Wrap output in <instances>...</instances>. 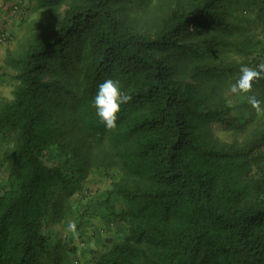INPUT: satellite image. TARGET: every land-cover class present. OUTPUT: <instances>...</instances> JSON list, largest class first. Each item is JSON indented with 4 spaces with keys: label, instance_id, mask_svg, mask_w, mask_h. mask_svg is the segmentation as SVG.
I'll return each instance as SVG.
<instances>
[{
    "label": "trees",
    "instance_id": "16d2710c",
    "mask_svg": "<svg viewBox=\"0 0 264 264\" xmlns=\"http://www.w3.org/2000/svg\"><path fill=\"white\" fill-rule=\"evenodd\" d=\"M131 1L31 0L0 103V264L70 261L97 213L118 235L85 264H264V0H170L149 22ZM244 65L262 74L234 92ZM107 78L130 97L112 129L93 105ZM92 171L112 181L81 207Z\"/></svg>",
    "mask_w": 264,
    "mask_h": 264
},
{
    "label": "rangeland",
    "instance_id": "374dc122",
    "mask_svg": "<svg viewBox=\"0 0 264 264\" xmlns=\"http://www.w3.org/2000/svg\"><path fill=\"white\" fill-rule=\"evenodd\" d=\"M21 7L20 12L23 13L21 17L22 20L20 22H24V25L26 27H23V37L17 42V44L14 46V48L10 51V53L13 56L19 57L21 56L27 45V36L30 34V30L33 29V23L32 18H41L42 16L38 14L37 12H32L31 8V0H17ZM170 2V0H151L148 2L147 0H133L130 3H128V11L130 12V17L133 18H139L142 20H147L149 22V18L153 17L155 14L163 12L165 10V7ZM19 12V13H20ZM17 15H20V14ZM16 15V16H17ZM38 16V17H37ZM148 25V24H146ZM1 51V49H0ZM8 51V52H9ZM15 73V70L13 67L9 65L8 62V53L5 56H0V103L4 98H10L12 96V91L14 87L15 80L13 79V75ZM233 91L226 89L225 93H231ZM14 136L5 134L0 137V189L3 187V185L6 183V164L1 162L2 154L4 150H7L8 148L12 147L14 144ZM98 152L99 156L102 155L98 149H94V154ZM112 178L109 177L108 174H105L104 172H96L92 171L90 173L88 183L86 185V192L85 195L76 196L77 199L80 201V206L83 205L86 206V204L89 202L95 203L98 201V199L101 197L103 191L109 187L111 184ZM75 197V198H76ZM98 216H101L97 213L94 218V223L92 225H85L82 226L84 231H82V227L80 228V232H77L75 235V239L73 242H70L69 237L75 233L76 229V222L72 221L70 223V220L72 218H69L65 220L63 223L56 224L53 229V234L55 237L60 239V253L64 257L63 253V245L67 242L72 243L75 246L76 252H74L73 257L70 259V261L66 262H60L58 264H85L86 260L92 256V253L90 251H87V248H99L98 246H101V244L98 243L100 238L109 235L117 236L118 233L116 231V226H108L106 223L103 222L102 219H100ZM69 220V221H68ZM64 223L66 225H64ZM74 225V227H73ZM97 227H99L100 232H96ZM56 228V229H55ZM97 242V245H96ZM102 243V242H101ZM86 250V251H85ZM67 260L66 258H61V261ZM77 260V261H76Z\"/></svg>",
    "mask_w": 264,
    "mask_h": 264
},
{
    "label": "clouds",
    "instance_id": "9594fccd",
    "mask_svg": "<svg viewBox=\"0 0 264 264\" xmlns=\"http://www.w3.org/2000/svg\"><path fill=\"white\" fill-rule=\"evenodd\" d=\"M259 68L264 69V64L260 65ZM261 74L262 72L256 68L247 65L242 66L239 79L231 85L232 90L234 92H248L252 88V80ZM129 99L130 97L124 93L118 79L107 78L98 85L93 105L100 120L107 128L112 129L117 126L118 114ZM249 99L253 106L260 103L254 96Z\"/></svg>",
    "mask_w": 264,
    "mask_h": 264
},
{
    "label": "crops",
    "instance_id": "0c3cea01",
    "mask_svg": "<svg viewBox=\"0 0 264 264\" xmlns=\"http://www.w3.org/2000/svg\"><path fill=\"white\" fill-rule=\"evenodd\" d=\"M17 0H0V31L7 30L12 34V39L7 43L0 44V56H6L8 51L14 48L17 42L23 37L24 22L21 15L10 16V7L15 4Z\"/></svg>",
    "mask_w": 264,
    "mask_h": 264
},
{
    "label": "built area",
    "instance_id": "2783aa9c",
    "mask_svg": "<svg viewBox=\"0 0 264 264\" xmlns=\"http://www.w3.org/2000/svg\"><path fill=\"white\" fill-rule=\"evenodd\" d=\"M19 10H20L19 4L18 3L13 4L9 10L10 16L11 15L16 16L18 14ZM9 39H10V34L8 32H1L0 31V44L8 42Z\"/></svg>",
    "mask_w": 264,
    "mask_h": 264
}]
</instances>
